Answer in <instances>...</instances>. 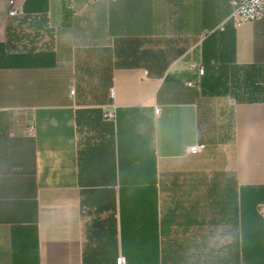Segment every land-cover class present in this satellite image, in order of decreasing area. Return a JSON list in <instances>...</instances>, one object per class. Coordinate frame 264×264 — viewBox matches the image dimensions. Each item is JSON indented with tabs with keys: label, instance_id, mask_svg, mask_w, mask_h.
<instances>
[{
	"label": "crops",
	"instance_id": "crops-1",
	"mask_svg": "<svg viewBox=\"0 0 264 264\" xmlns=\"http://www.w3.org/2000/svg\"><path fill=\"white\" fill-rule=\"evenodd\" d=\"M231 1L15 0L23 46L0 0V264H249V229L264 264V19Z\"/></svg>",
	"mask_w": 264,
	"mask_h": 264
},
{
	"label": "built area",
	"instance_id": "built-area-1",
	"mask_svg": "<svg viewBox=\"0 0 264 264\" xmlns=\"http://www.w3.org/2000/svg\"><path fill=\"white\" fill-rule=\"evenodd\" d=\"M89 2H98L100 0H88ZM7 19L11 21L16 22V28L14 30L15 35L19 38H26L30 36L29 39H27L30 42V39H34L32 44L25 43L23 46H30V45H36L42 44L41 41H37V36L41 35L42 33H39L36 31L37 29L33 28V19L29 17L23 10L22 7H16L15 6V0H9L8 2V10H7ZM264 19V0H232L231 1V13L229 16V20L232 22V24L235 27H239L245 23L249 22H256ZM44 34V32H43ZM26 40V39H23ZM27 42V41H26ZM199 74L202 75L204 72L200 68ZM74 92L71 91V94ZM159 112V109H155V113L157 114ZM106 117H113L111 112H107L105 114ZM201 149V146H193L189 148V152L195 153L198 152ZM116 264H126L125 258L122 255H119L116 258Z\"/></svg>",
	"mask_w": 264,
	"mask_h": 264
},
{
	"label": "trees",
	"instance_id": "trees-1",
	"mask_svg": "<svg viewBox=\"0 0 264 264\" xmlns=\"http://www.w3.org/2000/svg\"><path fill=\"white\" fill-rule=\"evenodd\" d=\"M24 12L26 13V9L23 8ZM28 14V13H26ZM255 204L254 202L249 199V211H248V225L255 226L257 220H261L260 217L255 214L254 209ZM254 236H255V230L249 229L248 230V237L247 241L243 240V244L241 246V252L244 259L248 260L249 264H255L254 261L250 258V256L254 255L255 253V244H254Z\"/></svg>",
	"mask_w": 264,
	"mask_h": 264
}]
</instances>
